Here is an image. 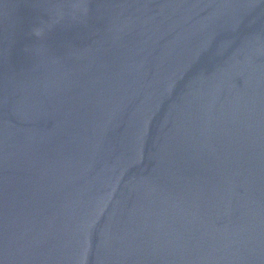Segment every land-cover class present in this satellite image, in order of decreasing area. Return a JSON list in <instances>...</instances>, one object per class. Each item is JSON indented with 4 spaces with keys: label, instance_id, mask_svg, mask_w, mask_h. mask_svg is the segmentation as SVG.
I'll use <instances>...</instances> for the list:
<instances>
[{
    "label": "water",
    "instance_id": "1",
    "mask_svg": "<svg viewBox=\"0 0 264 264\" xmlns=\"http://www.w3.org/2000/svg\"><path fill=\"white\" fill-rule=\"evenodd\" d=\"M0 264H264V0H0Z\"/></svg>",
    "mask_w": 264,
    "mask_h": 264
}]
</instances>
